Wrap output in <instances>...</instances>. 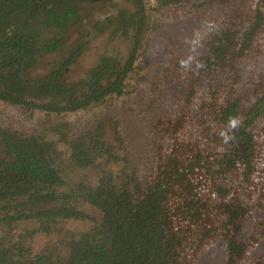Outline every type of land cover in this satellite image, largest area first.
I'll use <instances>...</instances> for the list:
<instances>
[{"label":"trees","instance_id":"trees-1","mask_svg":"<svg viewBox=\"0 0 264 264\" xmlns=\"http://www.w3.org/2000/svg\"><path fill=\"white\" fill-rule=\"evenodd\" d=\"M109 1L0 0V103L23 107L28 117H36L31 130L0 126V264H187L186 250L201 249L205 236L215 232L202 222L209 203L200 194L204 188L197 189L198 174H209L213 182L220 179L224 184H215L206 193L220 203L229 227L233 225L221 226L228 229L224 264H237L249 246L240 238L249 206L228 180L239 168L242 179L252 181L255 136L250 126L264 112V89L256 86L246 110L239 97L226 96L218 104L214 95L203 106L210 107L220 132L227 130L230 116L240 118V126L229 133L234 139L212 152L214 146L206 149L198 143L185 151L176 144L166 151L163 144L157 149V174L142 185L129 169L119 133L115 128L109 131V122L118 128L115 120L100 118L76 135L70 134L66 120L71 113L89 111L127 93L131 71L142 65L140 49L150 21L145 0H128L130 7L119 6L116 0L112 11ZM203 2L209 4L203 7L213 8L233 0ZM262 4L264 0H258L248 27L242 26L245 21L236 26L216 20V28L200 48L202 56L196 55L204 66L196 70L192 65L191 93L193 80L204 81L203 70L208 75L217 67L235 71L234 63L263 24ZM158 5L171 12L180 6L189 11L191 3L159 0ZM99 36H107L108 42L124 40L128 49L121 53L105 43L87 73L70 78L73 66ZM174 55L172 70L182 72L178 61L183 57ZM207 81L219 94L221 78L215 90ZM187 116L185 111L161 121L170 130L172 122L178 118L174 125L181 124ZM46 131L53 137H46ZM59 143L67 148L64 160L57 153ZM90 171L94 180L87 182ZM77 220L89 224L83 230H64L68 221ZM175 220L182 222L180 227ZM37 233L60 235L35 250ZM257 264H264V258Z\"/></svg>","mask_w":264,"mask_h":264},{"label":"rangeland","instance_id":"rangeland-1","mask_svg":"<svg viewBox=\"0 0 264 264\" xmlns=\"http://www.w3.org/2000/svg\"><path fill=\"white\" fill-rule=\"evenodd\" d=\"M159 0H145L147 13L149 16V27L143 36L142 65L134 67L131 71L129 91L120 97H112L107 103L92 107L89 111H79L71 113L66 117L69 121L70 134L76 135L86 130L96 120L109 117L118 123L109 122V131L114 128L119 133L124 146L127 148L129 169H133L142 185L150 182L157 174L158 147L164 144L165 148L176 144L178 150L185 151L197 147L209 149L214 146L215 151L222 145V138L219 135L220 129L213 121L210 107L203 104L212 102L213 96L217 98V103L221 104L226 96L239 97L242 99L243 110L248 109L251 100L255 97L256 86L264 89V21L257 31L255 38L240 58L234 63L235 71L226 69L222 71L217 67V72L208 75L203 70L201 77L204 81L193 80V93L190 90L191 69L176 72L174 54H181L183 58L189 55V45L185 43L186 38L190 39L200 33L205 21L216 23L217 19L227 22H234L236 26L240 21H245L242 26H249L254 19V8L258 0H233L229 5H216L213 8H205L209 5L203 0H190L189 11L181 6L172 12L166 7L158 5ZM119 6L128 4V0H118ZM113 4V5H112ZM116 0L108 3L109 10L114 9ZM116 8V6H115ZM264 13V4H262ZM107 36H99L92 41L89 49L81 58L77 66H73L70 78L78 77L87 73L100 52L105 48L103 44L114 45L112 49L125 51L128 49V42L117 39L112 42ZM202 49H198L196 55L201 57ZM209 78L215 88L221 78L223 87L219 94L211 91ZM217 106V105H216ZM188 111V116L181 124L172 122L169 126L164 119H173L178 114ZM42 117V113L37 115ZM35 116H29L23 107H14L5 103H0V126L10 125L20 130H31L35 124ZM63 119V118H62ZM242 119V115H241ZM161 121V122H160ZM174 125V126H173ZM173 127L175 129H173ZM205 128V129H204ZM254 136V164L255 172L252 181H244L240 175V170L233 171L234 178L228 183L239 191L243 197L245 214L242 217V227L240 238L248 242L244 255L238 259L237 264H257L258 260L264 258V112L250 126ZM169 134V135H167ZM52 138L53 134L46 131L44 134ZM207 138V139H205ZM193 143H196L193 147ZM226 147V145H225ZM59 159H65L67 148L64 144L57 145ZM208 176L198 174L199 188L209 191L215 184L223 185L220 179L212 181ZM93 172H88L87 182H92ZM208 202L210 205V215L206 225L211 226L215 232H210L205 236L201 249L188 248L185 259L187 264H224L227 259V245L224 234L229 228L225 215L219 210L220 203L216 199ZM226 201L229 202L227 199ZM173 203H169L172 208ZM224 211V210H222ZM225 221V222H224ZM180 227L179 221H174ZM224 223V224H223ZM87 221H68L65 229L83 230L88 226ZM224 225V227H221ZM218 228H217V227ZM222 232V233H221ZM194 232L191 230L190 234ZM58 235L37 233L33 238V247L38 250L48 241L58 238ZM192 243L194 237L191 235Z\"/></svg>","mask_w":264,"mask_h":264},{"label":"clouds","instance_id":"clouds-1","mask_svg":"<svg viewBox=\"0 0 264 264\" xmlns=\"http://www.w3.org/2000/svg\"><path fill=\"white\" fill-rule=\"evenodd\" d=\"M216 28V25L210 21L204 22V30L196 35H194L192 38L188 39L186 38L185 43L189 45V55H187L185 58L180 59L178 61L179 67L184 70L191 69L192 65L195 64L196 70L202 68L204 65L197 60V50L201 47H203V41L204 39L214 31ZM241 124V120L238 116H230L228 123H227V130H222L219 135L222 138L223 144H228L231 140L234 139L232 135L229 133L231 131H234L237 127H239Z\"/></svg>","mask_w":264,"mask_h":264},{"label":"flooded vegetation","instance_id":"flooded-vegetation-1","mask_svg":"<svg viewBox=\"0 0 264 264\" xmlns=\"http://www.w3.org/2000/svg\"><path fill=\"white\" fill-rule=\"evenodd\" d=\"M186 119V117H183V120L182 121H184ZM173 145V144H172ZM172 145L170 146V147H168V148H165L164 147V150H166V151H168V150H171L172 149ZM199 183V182H198ZM198 186H199V184H198ZM197 189H200L199 187L197 188ZM202 191H204V190H202ZM207 191H205V192H201L200 194H201V196H203L206 200H207V202H210V200H212V199H214L212 196L210 197L209 196V194L208 193H206ZM210 210H211V208H210V205L208 204V206H207V212H208V214H207V216H203L204 217V220L202 221L204 224H206L207 223V220H208V216L210 215ZM222 210H224V209H222ZM220 211L222 214H224V215H226V213L224 212V211ZM226 220H227V216H226ZM213 222H211V225H212V228H214L213 227ZM207 226V225H206Z\"/></svg>","mask_w":264,"mask_h":264}]
</instances>
